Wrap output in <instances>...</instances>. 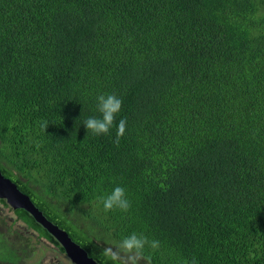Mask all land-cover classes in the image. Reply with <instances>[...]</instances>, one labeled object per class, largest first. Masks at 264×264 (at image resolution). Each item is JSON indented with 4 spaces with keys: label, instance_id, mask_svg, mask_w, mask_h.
Wrapping results in <instances>:
<instances>
[{
    "label": "trees",
    "instance_id": "16d2710c",
    "mask_svg": "<svg viewBox=\"0 0 264 264\" xmlns=\"http://www.w3.org/2000/svg\"><path fill=\"white\" fill-rule=\"evenodd\" d=\"M102 94L121 111L87 133ZM0 171L100 264L134 232L152 264H264V0H0Z\"/></svg>",
    "mask_w": 264,
    "mask_h": 264
},
{
    "label": "clouds",
    "instance_id": "9594fccd",
    "mask_svg": "<svg viewBox=\"0 0 264 264\" xmlns=\"http://www.w3.org/2000/svg\"><path fill=\"white\" fill-rule=\"evenodd\" d=\"M121 108L122 100L116 95H99L97 97V111L100 113V116L90 117L85 120L84 127L87 129V133L92 132L96 135L107 134L113 126L115 117L121 111ZM126 123V119H121L119 121L116 140L114 141L117 145H119L120 138L125 133ZM42 126L47 130L48 124L46 122ZM98 199L105 212L116 209L126 212L131 206L125 189L121 186L114 187L111 192L103 197H98ZM0 200H4L7 203L5 199ZM9 207L12 208L10 205ZM107 245L108 246L103 248L101 252V259L103 262H110V264H152V257L145 254L146 249L156 251L161 247L158 240H150L144 234L135 232L129 236H125L115 246ZM183 264H189V262L185 260L183 261ZM191 264H197L195 258H193Z\"/></svg>",
    "mask_w": 264,
    "mask_h": 264
},
{
    "label": "water",
    "instance_id": "95a60500",
    "mask_svg": "<svg viewBox=\"0 0 264 264\" xmlns=\"http://www.w3.org/2000/svg\"><path fill=\"white\" fill-rule=\"evenodd\" d=\"M0 199H5L15 210L22 209L29 213L51 233L63 247L67 257L73 264H99L89 253L79 245L68 233L52 221L35 205L31 197L19 190L17 184L5 177L0 171Z\"/></svg>",
    "mask_w": 264,
    "mask_h": 264
},
{
    "label": "rangeland",
    "instance_id": "374dc122",
    "mask_svg": "<svg viewBox=\"0 0 264 264\" xmlns=\"http://www.w3.org/2000/svg\"><path fill=\"white\" fill-rule=\"evenodd\" d=\"M9 229L18 230L21 235L22 233H26L29 237V239L25 237L27 240L21 239L17 241V245L20 247H25L29 244L27 247L28 253L30 251L32 252V256L25 259L22 264H73L67 255L59 249V247H56L45 238L39 239L37 232L27 229L25 223L18 221V218L13 210L0 202V230L7 232ZM10 235L11 233L7 237L8 240L11 241V243L15 242V240H17V236L13 237ZM2 238L3 236H1L0 241ZM3 250L9 253L8 250L0 247V251ZM20 253L23 255L22 252Z\"/></svg>",
    "mask_w": 264,
    "mask_h": 264
}]
</instances>
